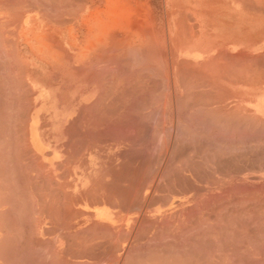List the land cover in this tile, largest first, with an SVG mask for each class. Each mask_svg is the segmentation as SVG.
<instances>
[{
    "label": "rangeland",
    "instance_id": "obj_1",
    "mask_svg": "<svg viewBox=\"0 0 264 264\" xmlns=\"http://www.w3.org/2000/svg\"><path fill=\"white\" fill-rule=\"evenodd\" d=\"M155 7V20L140 5L135 19L108 22L106 43L117 42H110L106 52L105 100L58 102L60 126H106L104 133H65L75 137L74 143L60 145V152L62 147L84 151V138L100 135L108 162L101 188L116 189L122 205L116 228L90 232L88 222L74 230L61 228L60 259L74 256L70 264H264V98L258 38L252 37L250 53L203 52L202 38L175 36L173 29L165 36L160 0ZM258 9V0H252V18ZM114 32L117 38L110 34ZM210 39L212 49L219 48V38ZM189 48L196 51H181ZM79 55L84 62L94 53L69 52L61 58L70 65ZM98 110L107 115L93 116ZM79 176L69 182L76 194L91 183L88 172ZM63 192L60 186L61 205ZM81 241L87 243L84 249Z\"/></svg>",
    "mask_w": 264,
    "mask_h": 264
},
{
    "label": "crops",
    "instance_id": "obj_2",
    "mask_svg": "<svg viewBox=\"0 0 264 264\" xmlns=\"http://www.w3.org/2000/svg\"><path fill=\"white\" fill-rule=\"evenodd\" d=\"M3 1L0 0V23L3 22V27L0 25V264H60L61 228L74 230L87 222L92 227L99 223L98 226L95 224L98 228H116L121 222L122 205L117 204V197L121 195L116 189L107 192L101 188V181L107 178L108 162L106 149L100 147V135L84 138L87 145L84 151L62 147L60 152V145L73 143L74 137L65 136V133H104L106 126L87 125L81 127L83 130H77L73 125L60 126L58 102L60 99L105 100L106 75L103 70L106 69L107 48L103 40L106 41L108 35V22L135 19L140 5L155 20L156 0ZM160 2L164 35L167 31L171 35L173 29L175 36L202 38L203 49L200 51L250 53L255 45L252 37L257 36L259 90L264 98V0H258V14L254 18L252 0ZM7 5L15 14L5 8ZM14 18L20 21L18 26ZM110 34L117 35L115 32ZM212 37L219 38L216 41L219 48L212 49ZM96 38L99 43L92 46ZM87 40L89 47L83 45ZM82 51L94 55L87 61L70 65L59 61L63 54H80ZM96 63H100L97 68ZM92 115L107 114L98 110ZM84 171L90 174V186L76 194L74 184L69 182H75ZM60 181L67 183L60 185ZM60 186L66 193V196L62 194L65 204L61 206ZM82 217L86 220H77ZM68 237L71 234L67 233ZM66 243L71 242L67 240ZM61 257L64 258L61 261L68 264L74 259V256Z\"/></svg>",
    "mask_w": 264,
    "mask_h": 264
},
{
    "label": "bare ground",
    "instance_id": "obj_3",
    "mask_svg": "<svg viewBox=\"0 0 264 264\" xmlns=\"http://www.w3.org/2000/svg\"><path fill=\"white\" fill-rule=\"evenodd\" d=\"M1 1H3V0H1ZM8 1H9V0H8ZM11 1H12V0H11ZM19 1H20V0H19ZM19 1H17V2H19ZM3 2H4V1H3ZM23 2H24V1H23ZM64 2H65V1H64ZM73 2L75 3V1H73ZM11 3H12V2H11ZM19 3H20V2H19ZM36 3H37V2H36ZM58 3H59V0H58ZM0 4H1V3H0ZM13 4H14V3H13ZM62 4H63V3H62ZM82 4H83V3H82ZM1 5H2V4H1ZM9 5H10V4H9ZM17 5H18V4H17ZM37 5H38V4H37ZM72 5H73V4H72ZM75 6H76V5H75ZM78 6H79V5H78ZM14 7H16V6H14ZM14 7H13V9H14ZM17 7H18V6H17ZM24 7H25V6H24ZM66 7H67V6H66ZM69 7H70V6H69ZM5 8H8V9L10 8V11H11V8H12V7H8V5H7V7H5ZM80 8H81V7H80ZM0 9H1V8H0ZM2 9H3V10H6V9H4V7H3ZM15 9H16V8H15ZM15 9H14V10H15ZM62 9H63V8H62ZM68 9H69V8H67V10H68ZM19 10H20V9H18V11H19ZM6 11H9V10H6ZM10 11H9V12H10ZM15 11H17V10H15ZM15 11H14V12H15ZM44 11H45V10H44ZM70 11H71V10H70ZM11 12L13 13V10H12ZM47 12H48V11H47ZM68 12H69V11H68ZM13 14H15V13H13ZM13 14H11V15L13 16ZM22 14H23V13H22ZM59 14H60V13H59ZM68 14H69V13H68ZM2 16H3V14H2ZM4 16H5V15H4ZM17 16H18V15H17ZM15 17H16V16H15ZM58 17H59V16H58ZM2 18H3V17H2ZM18 18H19V17H18ZM21 18H22V17H21ZM10 19H11V18H10ZM14 19H17V18H14ZM14 19H13V20H14ZM56 19H57V18H56ZM61 19H62V18H61ZM19 20H20V18H19ZM54 20H55V19H54ZM58 20H59V19H58ZM5 21H6V20H5ZM10 21H12V19H11ZM14 21H17V23H16L17 25H16V26H18V23H20V21H18V19H17V20H14ZM7 22H8V21H7ZM7 22H5V23H7ZM56 22H57V21H56ZM2 23H3V22L0 23L1 26H2ZM8 23H11V22H8ZM54 23H55V22H54ZM23 24H25V23H23ZM60 24H61V23H60ZM4 26H5V24H4ZM24 26H25V25H24ZM59 26H60V25H59ZM2 27H3V26H2ZM21 27H23V26H21ZM4 28H5V27H4ZM6 29H7V28H6ZM27 29H28V28H27ZM0 30H1V29H0ZM9 30H10V29H9ZM60 30H61V29H60ZM1 31H2V30H1ZM13 31H14V30H13ZM53 31H54V30H53ZM111 31H112V30H111ZM6 32H7V31H6ZM21 32H22V31H21ZM21 32H20V33H21ZM54 32H55V31H54ZM0 33H1V32H0ZM8 33H9V32H8ZM13 33H15V32H13ZM26 33H27V32H26ZM26 33L23 32V34H26ZM50 33H51V31H50ZM55 33H56V32H55ZM48 34H49V33H48ZM48 34H47V35H48ZM7 35H8V34H7ZM16 35H18V34H16ZM19 35H20V34H19ZM49 35L51 36V34H49ZM49 35H48V36H49ZM115 36H116L115 38H117V35H115ZM119 36H120V35H119ZM24 37H25V36H24ZM102 37H103V36H102ZM110 37L112 38L111 35H110ZM110 37H108V38H110ZM47 38H48V37H47ZM19 39H20V38H19ZM28 39H29V38H28ZM48 39H49V38H48ZM113 39H114V37H113ZM11 40H12V39H11ZM96 40H97V39H96ZM109 40H110V39H109ZM116 40H117V39H116ZM116 40L114 39V40H111L110 42H111V43H113V42H117ZM143 40H144V39H143ZM145 40H146V39H145ZM16 41H17V40H16ZM106 41H107V40H106ZM106 41L103 40L104 43H106ZM125 41H126V40H125ZM47 42H49V41H47ZM80 42H83V41H80ZM101 42H102V41H101ZM110 42L108 41L109 46H108L107 43L105 44L107 49H108L109 47H111V46H110ZM123 42H124V41H123ZM1 43H3V41H1ZM4 43H5V42H4ZM49 43H50V42H49ZM87 43H88V42H87ZM96 43H99V42H96ZM119 43H120V42H119ZM146 43H147V42H146ZM82 44H83V43H82ZM92 44H93V42H92ZM100 44H101V43H100ZM147 44H148V43H147ZM147 44H146V45H147ZM149 44H150V43H149ZM149 44H148V45H149ZM151 44H152V43H151ZM6 45H7V44H6ZM50 45H51V43H50ZM103 45H104V44H103ZM105 45H104V46H105ZM121 45H122V43H121ZM121 45H119L118 48H120ZM148 45H147V46H148ZM2 46H3V45H2ZM48 46H49V44H48ZM87 46H88V45H86V47H87ZM92 46H94V44H93ZM122 46H123V45H122ZM149 46H150V45H149ZM51 47H52V46H50V48H51ZM78 47H79V46H78ZM84 47H85V46H84ZM84 47H83V48H84ZM88 47H89V46H88ZM100 47H101V46H98V48H100ZM101 48H102V47H101ZM103 48H105V47H103ZM106 48H105V49H106ZM132 48H133V47H132ZM142 48H143V47H142ZM39 49H40V48H39ZM54 49H55V48H54ZM84 49H85V48H84ZM105 49H104V50H105ZM111 49H113V46H112ZM115 49H117V48L115 47ZM115 49H113V51H114ZM120 49H122V48H120ZM127 49H128V48H127ZM129 49H130V48H129ZM129 49H128V50H129ZM88 50H89V49H88ZM99 50H100V49H99ZM102 50H103V49H102ZM104 50H103V51H104ZM117 50H118V49H117ZM117 50H116V51H117ZM130 50H131V49H130ZM139 50H140V49H139ZM145 50H146V49H145ZM92 51H93V50H92ZM105 51H107V50H105ZM119 51H120V50H119ZM119 51H118V52H119ZM131 51H132V50H131ZM0 52H1V51H0ZM2 52H3V51H2ZM13 52H16V51H13ZM82 52L84 53V51H82ZM111 52H112V51H111ZM124 52H125V51H124ZM170 52H171V51H170ZM4 53H5V52H4ZM103 53H104V52H103ZM126 54H127V53H126ZM132 54H133V53H132ZM144 54H145V53H144ZM153 54H154V53H153ZM155 54H156V53H155ZM155 54H154V55H155ZM2 55H4V54H2ZM84 55H85V54H84ZM97 55H98V54H97ZM104 55H105V54H104ZM149 55H150V54H149ZM14 56H15V54H14ZM52 56H53V55H52ZM99 56H100V54H99ZM102 56H103V54H102ZM102 56H100V57H102ZM54 57L56 58V56H54ZM58 57H59V56H58ZM61 57H63V56H61ZM79 57H80L81 62H82V56L79 55ZM85 57H86V56H85ZM85 57L83 58V60H85ZM138 57H139V56H138ZM141 57H142V56H141ZM146 57H147V56H146ZM146 57H145V58H146ZM148 57H149V56H148ZM152 57H153V55H152ZM154 57H155V56H154ZM157 57H158V56H157ZM157 57H156V58H157ZM5 58H6V57H5ZM12 58H13V57H12ZM17 58H18V57H17ZM17 58H15V59H17ZM50 58H51V56H50ZM63 58H64V57H63ZM124 58H125V56H124ZM142 58H143V57H142ZM142 58H141V59H142ZM158 58H159V57H158ZM1 59H2V58H1ZM53 59H54V58H53ZM56 59H57V58H56ZM66 59H68V58H66ZM74 59H76V58H74ZM80 59H79V62H80ZM100 59H102V58H100ZM120 59H121V58H120ZM139 59H140V58H139ZM2 60H3V59H2ZM6 60H7V59H6ZM54 60H55V59H54ZM54 60H53V61H54ZM58 60H59V59H58ZM107 60H108V58H107ZM156 60H157V59H156ZM9 61H10V59H9ZM59 61H63V63H64V60H59ZM77 61H78V59H77ZM102 61H103V60H102ZM141 61H142V60H141ZM4 62H5V61H4ZM56 62H57V60H56ZM95 62H96V61H95ZM103 62H104V61H103ZM106 62H107V61H106ZM139 62H140V61H139ZM159 62H160V60H159ZM5 63H6V62H5ZM15 63H17V61H16ZM65 63H66V61H65ZM70 63H71V62H70ZM70 63H69V64H70ZM108 63H109V62H108ZM160 63H161V62H160ZM99 64H100V63H99ZM99 64H98V65H99ZM112 64H114V63H112ZM117 64H118V63H117ZM150 64H151V62H150ZM171 64H172V63H171ZM171 64H170V65H171ZM7 65H8V64H7ZM67 65H68V64H67ZM98 65H97V63H96L95 67L97 68ZM101 65H102V64H101ZM104 65H105V64H104ZM119 65H120V64H119ZM5 66H6V65H5ZM93 66H94V65H93ZM160 66H162V65L160 64ZM171 66H172V65H171ZM10 67H11V66H10ZM99 67H100V66H99ZM110 67H111V66H110ZM112 67H114V66L112 65ZM150 67H151V66H150ZM104 68H107V66H105ZM99 69H100V68H98V70H99ZM126 69H127V68H126ZM145 69H146V68H145ZM91 70H92V69H91ZM93 70H94V68H93ZM105 70H107V69H105ZM113 70H114V69H113ZM154 70H155V69H154ZM161 70H162V69H161ZM9 71H11V69H10ZM110 71H111V69H110ZM124 71H125V70H124ZM145 71H146V70H145ZM13 72H14V71H13ZM152 72H153V71H152ZM100 73H102V71H100ZM158 73H159V72H158ZM178 73H179V72H178ZM150 74H151V72H150ZM126 75H127V74H125V77H126ZM131 75H134V74H131ZM157 75H158V74H157ZM100 76H101V75H100ZM106 76H107V75H106ZM106 76H104V77H106ZM120 76H121V75H120ZM206 77H207V76H206ZM97 78H98V77H97ZM126 78H127V77H126ZM171 78H172V77H171ZM179 78H180V77H179ZM187 78H188V77H187ZM100 80H101V79H100ZM141 80H142V79H141ZM184 80H185V78H184ZM166 81H167V80H165V82H166ZM96 82H97V81H96ZM106 82H107V81H106ZM184 82H185V81H184ZM184 85H187V84H184ZM207 85H208V84H207ZM191 86H192V85H191ZM195 86H196V85H195ZM182 89H183V88H182ZM98 98H99V97H98ZM162 105H163V103H162ZM88 106H89V105H88ZM86 107H87V106H86ZM90 107H92V106H90ZM88 109H89V108H88ZM99 109H100V108H99ZM89 111H90V110H89ZM106 113H107V112H106ZM106 118H107V117H106ZM100 120H101V119H100ZM100 122H101V121H100ZM100 122H98V124H99ZM96 124H97V123H96ZM99 125H100V124H99ZM99 125H98V126H99ZM107 128H108V127H107ZM108 129H109V128H108ZM21 131H22V130H21ZM102 131H103V130H102ZM100 132H101V131H100ZM85 133H86V132H85ZM98 133H99V132H98ZM72 134H73V133H72ZM77 134H78V133H77ZM82 134H83V133H82ZM110 134H111V128H110ZM139 134H140V133H139ZM22 135H23V133H22ZM132 135H133V134H132ZM24 136H25V135H24ZM136 136H137V135H136ZM136 136H135V137H136ZM23 138H24V137H23ZM74 138H75V137H74ZM93 138H95V137H93ZM132 138H133V137H132ZM95 139H96V138H95ZM117 139H118V138H117ZM103 140H104V139H103ZM131 140H132V139H131ZM112 141H113V140H112ZM99 142H100V141H99ZM114 142H115V141H114ZM22 143H23V142H22ZM73 143H74V142H73ZM88 146H89V145H88ZM91 147H92V146H91ZM85 150H86V149H85ZM72 151H73V150H72ZM29 153H30V152H29ZM73 160H74V159H73ZM66 161H67V160H66ZM34 164H35V163H34ZM28 170H29V169H28ZM23 173H24V172H23ZM36 175H37V174H36ZM46 175H47V174H46ZM44 176H45V175H44ZM51 177H52V175H51ZM31 183H32V182H31ZM32 184H33V183H32ZM37 184H38V183H37ZM45 187H46V186H45ZM50 187H51V186H50ZM55 187H56V186H55ZM34 189H35V188H34ZM25 192H26V191H25ZM28 192H29V191H28ZM35 192H36V191H35ZM68 195H69V194H68ZM59 196H61V195H59ZM65 196H66V195H65ZM28 197H29V196H28ZM53 197H54V196H53ZM61 197H62V196H61ZM50 199H51V198H50ZM63 200H64V198H63ZM39 201H40V200H39ZM74 203H75V202H74ZM50 205H51V204H50ZM60 205H61V204H60ZM46 206H47V205H46ZM66 206H67V205H66ZM49 208H51L50 210H52V206L49 207ZM63 208H64V207H63ZM42 209H43V208H42ZM47 209H48V208H47ZM31 210H32V208H31ZM42 211H43V210H42ZM54 211H55V210H54ZM54 211H53V212H54ZM74 212H75V211H74ZM61 213H62V212H61ZM50 214H51V213H50ZM54 214H55V213H54ZM54 214H53V217H55ZM25 215H26V214H25ZM55 215H56V214H55ZM41 216H42V215H41ZM27 217H28V216H27ZM50 217H51V216H50ZM64 217H65V214H64ZM64 217H63V218H64ZM48 218H49V217H48ZM51 218H52V217H51ZM66 218H67V216H66ZM34 219H35V218H34ZM49 219H50V218H49ZM67 219H68V218H67ZM71 219H72V218H71ZM68 221H69V220H68ZM71 221H72V220H71ZM62 222H63V221H62ZM60 223H61V222H60ZM138 223H140V221H139ZM95 224H96L97 226L99 225V223H98V224H97V223H94L93 227L96 226ZM100 224H101V223H100ZM97 226L94 227V228H98ZM100 226H101V225H100ZM121 226H122V225H121ZM87 227H89V226H87ZM91 227H92V225H91ZM93 227H92L91 229H89L90 232H93V230H94ZM51 228H52V227H51ZM101 228H102V227H101ZM103 228H107V226H106V227H103ZM103 228H102V230H104ZM108 228H109V227H108ZM108 228H107V229H108ZM55 229H56V228H55ZM55 229H54V230H55ZM142 229H143V228H142ZM51 230H52V229H51ZM89 230H88V231H89ZM95 230H97V229H95ZM55 231H56V230H55ZM98 231H99V229H98ZM104 231H105V230H104ZM109 231H110V230H109ZM122 231H123V230H122ZM146 231H147V230H146ZM161 231H162V230H161ZM90 232H86V234H87V233H90ZM95 232H97V231H95ZM95 232H94V235H95V237H96V236L99 235V234H95ZM101 232H102V231H101ZM101 232H98V233H101ZM120 232H121V231H120ZM164 232H165V231H164ZM117 233H118V232H117ZM103 234H105V233H102L101 236H100V238H101V237L104 238V237H103V236H104ZM119 234H121V233H119ZM137 234H138V233H137ZM140 234H141V233H140ZM90 235H91V234H90ZM121 235H122V234H121ZM127 235H128V234H127ZM105 236H106V235H105ZM110 236H112V235H110ZM110 236H109V237H110ZM122 236H123V235H122ZM129 236H130V235H129ZM139 236H140V235H139ZM93 237H94V236H93ZM118 237H119V236H118ZM124 237H126V236H124ZM124 237H123V238H124ZM143 237H144V236H143ZM159 237H160V236H159ZM29 238H30V237H29ZM96 238L98 239V237H96ZM106 239H108V236H107ZM106 239H105V240H106ZM120 239H122V237H120ZM120 239L118 238V240H120ZM126 239H127V238H126ZM46 240H47V239H46ZM92 240H94V239H92ZM113 240H114V239H113ZM133 240H134V239H133ZM56 242H57V241H56ZM83 242H84V241H83ZM83 242H82V241H81V242H78V244H79V243H80V244L82 243V246L80 247V248H82V249H84L83 246H84L85 244H87L86 241L84 242L85 244H84ZM89 242L91 243V241H89ZM105 242H106V241H105ZM107 242H108V241H107ZM116 242H117V241H116ZM73 243H74V241H73ZM90 243H89V244H90ZM96 243H97V242H96ZM98 243L101 244L102 242H98ZM98 243H97V244H98ZM114 243H115V241H114ZM114 243H113V244H114ZM68 244H69V243H68ZM80 244H79V245H80ZM92 244H93V243H92ZM92 244H91V246H92ZM111 244H112V243H111ZM117 244H119V242H118ZM46 245H47V244H46ZM79 245H78V246H79ZM31 246H32V245H31ZM52 246H53V245H52ZM70 246H71V245H70ZM76 246H77V243H76ZM76 246H75V248H76ZM78 246H77V248H78ZM86 246H87V245H86ZM88 246H89V245H88ZM98 247H99V246H98ZM112 247H113V250H114V245H113ZM115 247H117V245H116ZM36 248H37V247H36ZM39 248H40V247H39ZM54 248H55V246H54ZM88 248H89V247H88ZM71 249H72V248H71ZM90 249H91V248H90ZM93 249H94V248H93ZM116 249H117V248H115V250H116ZM126 249H127V248H126ZM86 250H87V249H86ZM86 250H85V251H86ZM88 250H89V249H88ZM88 250H87L86 252H89ZM113 250H112V251H113ZM54 251H55V250H54ZM74 251H75V249H74ZM78 251H79V250H78ZM80 251H81V250H80ZM75 252H76V251H75ZM75 252H73V253L75 254ZM81 252H82V251H81ZM112 253H113V252H111V255H112ZM50 254H51V252H50ZM50 254H49V255H50ZM55 254H57V253H55ZM79 254H81V253H79ZM91 254H93V253H91ZM52 255H53V254H52ZM82 255L84 256L83 252H82ZM127 255H128V254H127ZM56 256H57V255H56ZM87 256H88V255H87ZM90 256H94V255H89L88 257H90ZM18 257H19V256H18ZM27 257H28V256H27ZM27 257H26V258H27ZM40 257H41V256H40ZM53 257H54V256H53ZM57 257H58V256H57ZM70 257H71V255L69 256V258H70ZM78 257H79V255H78ZM78 257H77V258H78ZM108 257H110V255H109ZM3 258H4V257H3ZM21 258H23V257H21ZM61 258H62V257H61ZM73 258H74V257H73ZM75 258H76V257H75ZM80 258H82V257H80ZM24 259H25V258H24ZM57 259H58V258H57ZM57 259H56V261H58ZM62 259H64V258H62ZM91 259H92V258H91ZM104 259H105V258H104ZM106 259H107V258H106ZM112 259H113V258H112ZM117 259H118V258L116 257V260H117ZM4 260H5V259H4ZM4 260H3V261H4ZM17 260H18V259H17ZM60 260H61V259H60ZM109 260H111V259L109 258ZM116 260H114V261H116ZM127 260H128V259H127ZM42 261H43V260H42ZM42 261H41V262H42ZM44 261H45V260H44ZM67 261H69V260H67ZM111 261H112V260H111ZM23 262H24V261H23ZM31 262H32V261H31ZM37 262H39V261H37ZM46 262H47V261H46ZM62 262H63V261H62ZM62 262H58V263H62ZM102 262H103V261H102ZM105 262H106V260H105ZM25 263H26V262H25ZM52 263H53V262H52ZM55 263H56V262H55ZM78 263H80V262H78ZM78 263H77V264H78ZM82 263H83V262H82ZM84 263H86V262H84ZM106 263H107V262H106ZM111 263H113V262H111ZM17 264H18V263H17ZM22 264H23V263H22ZM33 264H34V263H33ZM56 264H57V263H56ZM65 264H66V263H65ZM67 264H68V262H67ZM69 264H70V262H69ZM71 264H72V263H71ZM73 264H74V263H73ZM86 264H88V263H86ZM89 264H90V263H89ZM96 264H98V263H96ZM107 264H108V263H107ZM126 264H127V263H126ZM165 264H166V263H165ZM180 264H181V262H180ZM182 264H183V263H182Z\"/></svg>",
    "mask_w": 264,
    "mask_h": 264
}]
</instances>
